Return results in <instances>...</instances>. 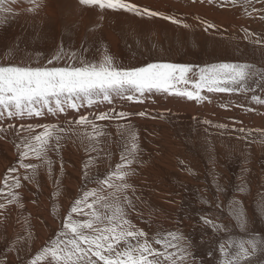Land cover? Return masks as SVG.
<instances>
[{"label": "rangeland", "instance_id": "obj_1", "mask_svg": "<svg viewBox=\"0 0 264 264\" xmlns=\"http://www.w3.org/2000/svg\"><path fill=\"white\" fill-rule=\"evenodd\" d=\"M47 1H39L40 6L42 4L46 11L51 9L57 17H43V22L51 25L49 28L38 23L37 35L33 40L46 43L49 47L43 50L47 51V55L40 53L37 57L39 60L33 66L47 64L49 59L60 52L73 59L84 60L89 48L88 34L95 25L108 32L106 33L110 41L120 49L122 58L130 56L139 62L136 67L151 62H170L192 65L197 70L216 63H248L264 69V4L257 0H252L251 4H247L245 0H236L235 3L232 0H223L226 5L228 3L229 9L240 13L239 18L233 20V24L231 20L223 24L208 20L204 16L200 20L198 17H173L182 22L175 24L164 18L168 16L166 11L163 15L156 16L136 15L130 12L127 14L124 10H101L98 6L77 3V0ZM13 3L12 0H6L4 7L13 10L0 11V21H9V26L16 32L23 23L18 31L20 36H25V32L32 33L33 28H28L30 18L23 20L19 13L13 12ZM47 4L51 5L48 7ZM44 12L42 9V14ZM75 15H81L85 21L83 27L76 30L77 38L73 28L76 24L72 18ZM185 24L188 27H184ZM73 37L77 40L75 48L67 51L66 47L73 45ZM14 52L16 49L12 51ZM30 52L29 50L24 55ZM66 62L60 61L61 66ZM155 94L160 93H152L149 98H142L144 103L156 105L159 102L161 107L155 109L152 106L150 109L159 110L154 119L147 118L146 125H137L138 142L141 137H145L144 141L138 143L140 150L147 151H140L142 153L138 157L139 163L133 165L135 172L128 178L130 184L136 183V180L140 184L135 188L134 195L132 192L128 193L134 204L133 209H128L129 218L149 236L168 231L182 234L184 240L181 243L186 242L191 253L188 264H219V245L229 236L239 240L258 233L264 238V135L254 131L264 130V104L251 99L253 94L264 99V91L258 87L255 93H208L204 90L201 95L206 98L200 101L168 93H165L168 95L166 100L160 101ZM113 101L117 105L114 109L123 107L127 110L135 107V101L120 98ZM128 102L132 104L125 106L124 103ZM215 105L217 109H214ZM108 109L92 107L82 108L80 111L87 114ZM150 109H141L146 113L145 116L135 115L140 112L135 111L127 121H114L111 129L113 133L107 130L108 127L104 128L112 135L101 138L102 142L96 145V151L92 150V145L83 135L69 133L61 141L60 150L50 153L53 161L51 175L47 166L41 164L37 176L31 181L23 179L26 173L18 163L15 147L18 138L15 132H0V188H4L7 193L4 178L10 168H16L18 171L14 175L21 178V187L13 189L21 197L19 202L9 204L4 196H0V204L5 205L0 208V264H30V260L56 238L61 230L62 219L67 215L73 201L85 187H94L91 183L86 184L83 178L85 165H89L87 170L90 177H102L110 168H114L120 162L124 143L117 132L116 124L129 123L132 116L141 119L149 114L151 116L155 112H149ZM161 112H167V115L162 116ZM77 115L78 113L69 110L60 121L52 123L64 124L66 120L74 119ZM24 120L25 125L42 123ZM103 122L97 123L102 127ZM12 123L20 125L21 120L16 119ZM104 123L107 124V121ZM157 123H162L158 129H155L157 126H148ZM220 123L226 127H217ZM241 128L253 131L240 132ZM32 162L39 163L34 159ZM11 175L13 174H9V182ZM241 188L244 190L241 191ZM233 200L239 201L240 204L236 206L244 210L247 221L244 232L236 226V221L230 214ZM202 217L217 225H223L227 232L214 231L205 224ZM153 246L159 248V245ZM209 253H212L211 257ZM243 264H264V252L256 253Z\"/></svg>", "mask_w": 264, "mask_h": 264}, {"label": "snow or ice", "instance_id": "obj_2", "mask_svg": "<svg viewBox=\"0 0 264 264\" xmlns=\"http://www.w3.org/2000/svg\"><path fill=\"white\" fill-rule=\"evenodd\" d=\"M6 0H0V11L11 12L4 7ZM16 2V0H12ZM33 4L36 0H31ZM86 6L113 11L124 10L136 15H163L147 8H141L130 0H79ZM233 3L236 0H232ZM251 4L252 0H245ZM264 4V0H257ZM35 11L34 8L28 9ZM172 23L179 19L165 16ZM264 18V17H262ZM188 27V25H184ZM67 61L62 66L60 61ZM257 78V79H254ZM251 82V84H250ZM264 69L248 63H216L194 70L192 65L170 62H151L141 67H123L105 56L100 62H87L57 53L45 65L33 66L28 62H0V132L13 130L18 138L15 147L18 163L25 170L24 180H34L41 164L46 165L51 175L53 161L50 153L60 150L66 136L83 135L96 151L101 138L110 136L97 122L127 121L133 113L107 111L82 114V108H92L101 103L111 105L115 98L142 102L151 93H168L200 101L206 97L201 93H255L256 88L264 91ZM254 85V86H252ZM251 99L264 104L261 96L253 94ZM69 110L78 115L64 124H3L4 120H23L25 117H41L45 113L54 116L66 114ZM145 116V112L135 113ZM226 127V125H217ZM117 132L123 141L120 162L110 168L102 177L89 176L85 165L84 180L94 187L85 189L77 197L62 219L61 230L56 238L43 247L30 264H188L191 253L182 234L174 231L157 232L149 236L129 218L128 209H133L132 197L128 194L135 188L128 182L134 174V164L139 163L140 147L138 133L129 123H117ZM240 132L253 131L239 129ZM264 135V130L255 129ZM102 150V149H101ZM39 163H34L32 160ZM27 161V162H26ZM18 170L10 168L4 178V196L9 204L19 202L21 197L13 189L21 187V178L14 175ZM9 174L11 182H9ZM241 191L244 189L241 188ZM230 214L241 232L246 231L247 221L240 202L233 200ZM0 204V208H4ZM205 224L214 231L227 232L223 225H217L204 217ZM159 245V248L153 245ZM172 249V251H169ZM264 252V238L250 234L247 239H233L231 236L219 245V264H243L251 256ZM212 256V253H209Z\"/></svg>", "mask_w": 264, "mask_h": 264}, {"label": "bare ground", "instance_id": "obj_3", "mask_svg": "<svg viewBox=\"0 0 264 264\" xmlns=\"http://www.w3.org/2000/svg\"><path fill=\"white\" fill-rule=\"evenodd\" d=\"M39 1L42 2V0H36V3L33 4L31 2V0H17L16 2L13 3V7L12 8H15V11L13 12H17L19 13L20 17H22L23 20H25L26 18H30V21L31 22H28L30 25L28 26L33 28V32L32 33H27L25 32V36H20V31L21 30V27L23 25L20 24L19 27H20V30L18 29V31H14L12 30L11 26V23H8L9 21L7 22H1L0 21V62H7L9 59H11L13 62H21V61H24V62H28V63H36L39 58L38 55L40 53H43L45 55H47V51H43L44 48H47V44H42L40 41H35L33 40V37L35 38V36L37 35L36 31H38V23H40V25H44V27H48L49 26L51 27L50 24H47L46 22H43V17L47 15V17L49 18H55L57 17V15H54V13L50 10H47L42 6H40L39 4ZM49 1V0H48ZM47 1V2H48ZM52 1V0H50ZM57 1V0H56ZM45 2V1H44ZM46 2V3H47ZM131 3H135L137 5H139L141 8H147V9H150L154 12H157V13H162L164 14L165 11L167 12L168 16L170 17H180V18H186L187 16L192 18V19H195V18H199L200 20V17L201 16H204L206 19L208 20H212V21H216V22H220V23H223V24H226V23H229L230 20H231V24H233V20L239 18V12L237 11H234V10H231L229 9V6L228 3L227 5L225 4V1L223 0H211V1H206V0H130ZM77 3H80L79 0H77ZM44 5V4H43ZM48 5V4H47ZM51 4L48 5V7L50 6ZM74 5V4H73ZM38 6H40L38 8ZM76 6V5H75ZM74 6V7H75ZM34 8L35 11H29L28 9H32ZM66 8V7H65ZM42 9L45 10L44 14H42ZM53 9V8H52ZM13 10V9H12ZM56 10V8L54 9ZM53 10V11H54ZM63 10V9H62ZM64 11V10H63ZM174 11V12H173ZM71 12V11H70ZM69 12V13H70ZM110 13V11H108ZM112 12V11H111ZM121 12V11H120ZM125 12V11H124ZM56 13V12H55ZM107 14V12H105ZM108 13V14H109ZM113 13V12H112ZM123 13V12H122ZM174 13V14H173ZM30 15L29 17L27 15ZM81 14V13H80ZM99 14V13H98ZM104 14V13H103ZM128 14V12H127ZM127 14H125L127 16ZM77 15V14H76ZM74 16L72 18H74V22L76 25H74V31H78L81 26L83 27L84 25V19H82V17L80 16ZM105 15V14H104ZM122 15V14H121ZM120 15V16H121ZM33 16V17H32ZM103 16V15H102ZM101 16V17H102ZM119 16V15H118ZM5 17V16H3ZM66 17V16H65ZM99 17V16H98ZM104 17V16H103ZM106 17V16H105ZM136 17V16H135ZM6 18V17H5ZM18 18V17H17ZM84 18V17H83ZM94 18V16H93ZM231 18V19H230ZM21 19V20H22ZM45 19V18H44ZM76 19V20H75ZM88 19V18H86ZM100 19V17L98 18ZM117 19V18H116ZM133 19V18H132ZM8 20V19H6ZM17 20V19H16ZM28 20V19H27ZM26 20V21H27ZM54 20V19H53ZM66 20H70V19H67ZM94 20V19H93ZM137 20V19H136ZM141 20V19H140ZM239 20V19H238ZM241 20V19H240ZM239 20V21H240ZM87 21V20H86ZM121 20H119L120 22ZM132 21V20H130ZM168 21H170L172 23L171 20L168 19ZM91 22V21H90ZM118 22V21H117ZM53 23V22H52ZM70 23V22H69ZM81 23V25L79 26V24ZM128 23V22H127ZM134 23V22H133ZM239 23V22H238ZM32 24V26H31ZM55 24V23H54ZM105 24V22H104ZM110 24H113V23H110ZM208 24V22H207ZM230 24V25H231ZM13 25V24H12ZM28 25V24H26ZM73 25V24H71ZM91 25V24H90ZM161 25V24H159ZM228 25V26H230ZM57 26V25H56ZM70 26V25H69ZM107 26V25H106ZM205 26V25H204ZM18 27V26H17ZM91 27V26H90ZM98 26H95L93 25L91 30H90V33L88 34V46L89 48L87 49V52H86V55L84 56V60H86L87 62L88 61H93V62H100L106 55L107 56H111L114 60V62L118 65H121L123 67H136V65L139 63L137 62L136 59H133L131 58L130 56H126L125 59L122 58L121 56V53H120V49L117 47V45H113V42L110 41V38H109V35L107 34L108 32L104 29H101L100 27ZM133 27V26H132ZM150 27V26H148ZM193 27V26H192ZM231 27V26H230ZM233 27V26H232ZM53 28V27H52ZM126 28V27H125ZM196 28V27H195ZM72 29V27H71ZM70 29V30H71ZM95 29V30H94ZM110 29V27L108 28ZM124 29V28H123ZM190 29V28H189ZM45 30V29H44ZM50 30V29H49ZM69 30V32H70ZM111 30V29H110ZM120 30V29H119ZM126 30H129L128 28ZM143 31V29H141ZM178 30V29H177ZM77 31L75 32V36L76 38L78 37V34H77ZM122 31V29H121ZM184 31V30H182ZM41 32V30H40ZM49 32V31H48ZM46 32V34L48 33ZM56 32V30H55ZM72 32V31H71ZM70 32V33H71ZM92 32V33H91ZM107 32V33H106ZM111 32V31H109ZM22 33V32H21ZM73 33V32H72ZM127 33V32H126ZM204 33V32H203ZM40 34V33H39ZM56 35V34H55ZM54 35V37H55ZM111 35V34H110ZM41 36V35H40ZM31 38V39H30ZM42 38V37H41ZM74 38V37H73ZM7 39V43L5 44V40ZM14 39H17V40H14ZM40 39V38H39ZM71 39V38H70ZM33 40V41H32ZM73 40V45L72 46H67L66 47V50L67 51H73V48H75L74 44L77 43V40L74 38L72 39ZM20 41V42H19ZM31 41V42H30ZM71 41V40H69ZM65 42V41H64ZM54 43V42H53ZM56 43V42H55ZM52 45V44H51ZM58 45V44H57ZM100 45V46H99ZM16 49V52L12 53V51ZM50 49V48H49ZM31 51L30 53L24 55L27 51ZM51 53V52H50ZM48 53V54H50ZM4 58H1L3 57ZM79 57V56H77ZM42 60V59H41ZM42 63V62H40ZM39 65V64H38ZM152 94V93H151ZM151 94H148L146 95L144 98H149ZM154 94V93H153ZM160 101H163V100H166L167 96L165 93H160V94H155ZM220 96V95H219ZM155 97V96H154ZM215 98V97H214ZM220 98V97H219ZM222 98V97H221ZM224 98V97H223ZM152 99V98H151ZM155 99V98H154ZM174 100V98H172ZM147 100V99H146ZM220 100V99H219ZM154 101V100H153ZM216 101V100H215ZM218 102V101H217ZM114 103V104H113ZM113 103L108 106H105L104 103H101V104H98L97 106H94V107H100L101 109H105V108H113V107H116V102L113 101ZM155 103V101H154ZM170 103V102H169ZM211 103V102H210ZM126 104L125 106H129L131 105L132 103L128 102V103H124ZM122 104V105H124ZM164 104V103H162ZM215 104V103H214ZM212 104V105H214ZM217 104V103H216ZM221 104V103H220ZM226 104V103H225ZM161 105V104H160ZM159 105V102L156 103V105H152V104H148V103H144L143 101L142 102H137L135 101V107H132V108H129L127 110H125L123 107H119L120 109H116L117 111H124V112H128V113H134L135 111H140V112H143L141 109L143 107H147V108H152V106L155 108V109H159V107H161ZM168 105V104H167ZM188 105V104H187ZM196 105V104H195ZM163 106V105H162ZM137 107V108H136ZM216 107V105H215ZM164 108L167 109V107H165V104H164ZM182 108V107H181ZM207 108V106H206ZM205 108V110H206ZM263 108V106H262ZM261 108V109H262ZM155 109H150L149 112H155V113H152V115L150 116V114L144 118V119H141V118H136V117H131V120L129 123H131V126H132V129L133 131L137 132V125H146L147 122H148V119L149 120H152L154 119L155 117V114L158 113L159 110H155ZM161 109V108H160ZM174 109V108H173ZM214 109H217L214 108ZM234 109V108H233ZM176 110V109H175ZM202 110V109H201ZM100 111H103V110H100ZM204 111V110H203ZM202 111V112H203ZM209 111V110H208ZM211 112V111H209ZM94 113V112H92ZM162 113V112H161ZM169 113V111H168ZM172 113V112H171ZM178 113V112H177ZM186 113V112H185ZM221 113V112H220ZM218 113V114H220ZM188 114V113H187ZM229 114V113H228ZM163 115H167V112L166 113H162V116ZM173 115V114H172ZM213 115V114H212ZM224 115V114H222ZM221 115V116H222ZM179 116V115H178ZM226 116V115H225ZM63 117H65V114H60V115H52V114H49V113H45V115L41 116V117H25L24 119H26V121L28 122H42L41 124H49V123H52V122H56V121H60ZM70 117V116H69ZM153 117V118H152ZM157 117V116H156ZM160 117V116H159ZM190 117V115H189ZM207 117V115L205 116ZM211 117V116H210ZM216 118V116H214ZM148 118V119H147ZM219 118V117H218ZM251 118V117H250ZM21 120V123L24 124L26 122L23 123V121L25 120ZM129 119V118H128ZM181 119V118H180ZM186 119V118H184ZM197 119V118H196ZM204 119V118H203ZM221 119V118H219ZM255 119V118H254ZM9 120H4L2 121V123H5L6 125L8 124ZM203 121V120H202ZM13 122V120H12ZM11 122V123H12ZM105 122V121H104ZM102 123L104 125H102L101 128H106L108 127L109 129H107L108 131H110L113 127V123L114 121H107V124L106 123ZM201 122V121H200ZM19 123V124H21ZM216 123V121H215ZM214 123V124H215ZM223 123V122H221ZM220 123V125H221ZM17 124V123H16ZM99 124V123H98ZM160 124L162 123H157V124H150L148 126H157L155 127V129H158L160 126ZM212 124V123H211ZM219 124V123H218ZM255 124V123H254ZM18 126V124H17ZM227 126H229L227 124ZM256 126V125H254ZM249 127V126H248ZM252 127V126H251ZM153 130V129H152ZM113 133V130H111ZM112 135V134H111ZM110 135V136H111ZM148 135V134H147ZM108 137V136H107ZM150 137V136H149ZM103 138V137H102ZM139 138V137H138ZM145 137H141L139 142L141 143V141H144ZM105 139V138H104ZM102 140V139H101ZM102 142V141H101ZM138 142V143H139ZM147 142V141H146ZM144 145V144H143ZM104 147V146H102ZM142 147V146H141ZM143 148V147H142ZM71 149V148H70ZM111 150V149H110ZM71 151V150H70ZM142 151V150H140ZM147 151V150H145ZM145 151H142L143 153ZM140 152V154L142 153ZM70 153V152H69ZM68 153V154H69ZM147 154V152H146ZM144 154V155H146ZM63 155V154H61ZM96 155V154H95ZM51 158V156H50ZM140 178V177H139ZM133 179V178H132ZM131 181V180H129ZM141 181V180H140ZM136 183H131V185L134 186V188H136L139 184V181H135ZM143 184V183H142ZM140 185V184H139ZM144 188V187H142ZM129 192H131V190H129ZM38 209V208H37ZM4 214V213H3ZM15 245V244H14Z\"/></svg>", "mask_w": 264, "mask_h": 264}]
</instances>
